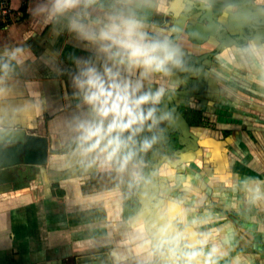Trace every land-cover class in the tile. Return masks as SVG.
<instances>
[{
  "label": "crops",
  "instance_id": "crops-1",
  "mask_svg": "<svg viewBox=\"0 0 264 264\" xmlns=\"http://www.w3.org/2000/svg\"><path fill=\"white\" fill-rule=\"evenodd\" d=\"M8 1L0 126L46 137L50 151L46 164L28 163L0 143L3 160H18L0 169V264H185L180 242L163 250L164 239L179 235L200 244L191 264H264V55L252 65L215 57L200 97L175 95L179 125L215 139L224 165L184 152L197 169L168 176L161 192L170 206L155 213L148 183L140 206L128 207L125 165L109 162L101 146L118 143V118L141 117L189 79L186 60L203 51L194 42H203L205 26L188 21L199 0ZM173 33L174 54L166 48ZM190 102L205 120L189 122ZM167 110L166 99L157 117ZM112 150L114 159L120 152ZM128 165L139 179L138 164Z\"/></svg>",
  "mask_w": 264,
  "mask_h": 264
},
{
  "label": "flooded vegetation",
  "instance_id": "flooded-vegetation-1",
  "mask_svg": "<svg viewBox=\"0 0 264 264\" xmlns=\"http://www.w3.org/2000/svg\"><path fill=\"white\" fill-rule=\"evenodd\" d=\"M198 2L200 7L196 10L198 12L195 16L192 15L188 21L190 26H195L198 22L205 26L202 37L203 42H201V39L194 42L202 46L200 50L203 51L196 55L191 53L189 45L185 46L187 52L192 54L190 60H186V63H189L187 67L189 79L178 86L176 85V87L167 89L165 91L166 95L157 97L150 106L149 111L143 113L141 117L130 120L118 118L114 131V137L118 138V143L111 144L110 148L101 146V150L108 149L110 151L109 162L116 160L121 166L125 165L123 175L126 176L127 182L123 190L128 207L140 206V202L136 197L141 193L146 183L149 184L150 196H152V204L150 202L151 212H158L161 210L160 207L165 206L164 204L170 206V197L161 192L162 188L170 187L168 176L172 175L174 170H176L175 174L177 175L185 173L188 169L196 170L194 163L197 162L195 161L197 159H202L201 162L205 161L206 158L212 159V165L217 164L218 167L216 168L218 170L223 167L224 163L219 150L216 149L218 144H216L215 139L210 137L207 139L209 141L204 142L205 137H200L196 133L193 135V130H184L179 125L177 110L180 109L181 105L178 104L175 95L185 97L184 95L194 93L200 97L199 93L204 92L208 86V82L204 81V77L207 78V71L212 65V59L215 57L216 59H222L225 54L230 53L240 57L243 63L249 62L252 65L254 64L252 56L257 53L260 56L264 55V0H199ZM163 18L169 19L168 15L163 16ZM179 34L177 36L173 33L172 37L168 39L170 42L166 48L170 47L173 54L174 50L180 48L178 44H175L179 41ZM177 37V42H175ZM186 44L183 43V45ZM161 51L167 55L166 51ZM183 56L185 54L180 55L177 53L178 58L181 59ZM193 71H195L197 77L191 75ZM201 73L202 78L198 76ZM166 99L168 110L163 117L159 118L157 116L162 112ZM201 100L204 101V98L201 97ZM195 104V102H190L186 108L187 113L191 114L187 117L191 124L194 121L200 122L206 119L205 112ZM186 109L183 108L184 111ZM186 130L189 131L187 135L185 134ZM73 146L75 144L71 143L67 150ZM112 147L121 154H118V157L114 159ZM186 151H192L195 154L194 161L188 157L190 154L188 156L183 155ZM198 154L200 157H198ZM21 155L23 156V154ZM128 163L138 164L139 179L134 178L133 169ZM166 165L168 167L163 173L162 167ZM169 166L171 171H169ZM177 168L179 169L177 170ZM17 172L18 170L15 171V175H17ZM22 173V177L27 176L23 170ZM164 179L167 185L166 182L162 181ZM162 184L165 186L163 187ZM181 194L183 195L184 191ZM168 225H171V220L160 224V228ZM183 238L180 235L176 238L169 237L164 239L168 240L167 242L161 244L164 246V251L170 252L180 242L179 247L184 248L182 256L185 259L182 262L191 264L190 260L192 258L188 257L189 251L199 256V249L193 247L200 244H196V241L189 244Z\"/></svg>",
  "mask_w": 264,
  "mask_h": 264
},
{
  "label": "water",
  "instance_id": "water-1",
  "mask_svg": "<svg viewBox=\"0 0 264 264\" xmlns=\"http://www.w3.org/2000/svg\"><path fill=\"white\" fill-rule=\"evenodd\" d=\"M172 106L174 107V104ZM0 143H9L11 145L9 146L10 151L16 152L17 155L23 154L25 161L28 163L41 165L47 163V154L50 149L47 138L42 135L25 133V129L14 126H0ZM5 151V147H1L0 144V158L2 157L0 169L18 161L7 162L3 160Z\"/></svg>",
  "mask_w": 264,
  "mask_h": 264
},
{
  "label": "built area",
  "instance_id": "built-area-1",
  "mask_svg": "<svg viewBox=\"0 0 264 264\" xmlns=\"http://www.w3.org/2000/svg\"><path fill=\"white\" fill-rule=\"evenodd\" d=\"M10 13H11V8L9 6V1L0 0V18L6 21Z\"/></svg>",
  "mask_w": 264,
  "mask_h": 264
}]
</instances>
